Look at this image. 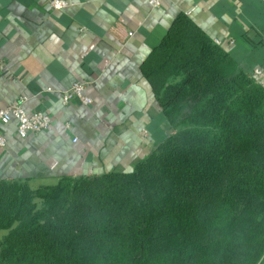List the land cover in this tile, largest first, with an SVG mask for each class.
Masks as SVG:
<instances>
[{"label": "trees", "instance_id": "1", "mask_svg": "<svg viewBox=\"0 0 264 264\" xmlns=\"http://www.w3.org/2000/svg\"><path fill=\"white\" fill-rule=\"evenodd\" d=\"M179 14L141 65L173 133L131 171L0 181V264H260L264 84Z\"/></svg>", "mask_w": 264, "mask_h": 264}, {"label": "crops", "instance_id": "2", "mask_svg": "<svg viewBox=\"0 0 264 264\" xmlns=\"http://www.w3.org/2000/svg\"><path fill=\"white\" fill-rule=\"evenodd\" d=\"M50 1L0 0V108L21 100L26 113L51 118L25 139L13 120L3 128L0 181L36 190L61 177L129 172L172 134L141 65L179 14L227 52L231 70L264 77V0H161L156 9L143 0H64L61 11ZM75 82L91 105L62 104Z\"/></svg>", "mask_w": 264, "mask_h": 264}, {"label": "built area", "instance_id": "3", "mask_svg": "<svg viewBox=\"0 0 264 264\" xmlns=\"http://www.w3.org/2000/svg\"><path fill=\"white\" fill-rule=\"evenodd\" d=\"M149 7L158 8L161 5V0H143ZM51 7L56 11H61L67 8V3L64 0H51ZM5 66L0 62V74L4 71ZM251 77L256 79L261 84H264L263 73L259 69H254L251 72ZM86 86L82 82H75L62 95V104L68 105L74 100L85 106L91 105V99L85 94ZM50 91V89H47ZM16 124L15 134L20 139H25L29 135L37 134L46 131L51 126V118L48 114L37 111L31 114L26 113L23 108L22 101H13L4 108H0V150L6 146L3 128L11 121ZM68 128V127H67Z\"/></svg>", "mask_w": 264, "mask_h": 264}]
</instances>
